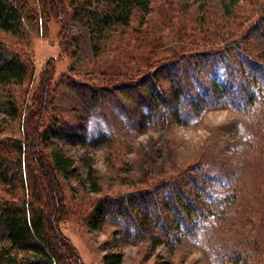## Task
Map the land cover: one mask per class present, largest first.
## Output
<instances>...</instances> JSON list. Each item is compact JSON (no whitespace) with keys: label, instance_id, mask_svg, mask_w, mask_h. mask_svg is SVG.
I'll return each instance as SVG.
<instances>
[{"label":"rangeland","instance_id":"obj_1","mask_svg":"<svg viewBox=\"0 0 264 264\" xmlns=\"http://www.w3.org/2000/svg\"><path fill=\"white\" fill-rule=\"evenodd\" d=\"M27 2L25 38L15 47L33 75L0 89V141H24L26 110L42 93L51 62L52 129L41 148L71 160L72 171L56 175L63 198L58 228L82 264H103L112 252L121 264H264V92L248 80L258 102L244 112L213 107L204 97L214 81L242 75L250 55L264 52V31H251L264 0H155L145 26L133 22L104 34L97 54L75 17L78 0H64V54L60 23L39 17V0ZM174 54L195 59L192 86L201 107L183 106L178 117L161 107L148 111L128 92L91 104L67 84L137 82ZM127 195L131 204L94 228L96 204Z\"/></svg>","mask_w":264,"mask_h":264},{"label":"trees","instance_id":"obj_2","mask_svg":"<svg viewBox=\"0 0 264 264\" xmlns=\"http://www.w3.org/2000/svg\"><path fill=\"white\" fill-rule=\"evenodd\" d=\"M154 1L78 0L75 17L88 29L93 51L97 54L98 43L104 34L128 30L133 22L145 26ZM39 4L40 18H55L60 23L58 40L61 49L65 47L64 54L70 41L64 0H39ZM28 5L27 0H0V89L26 83L33 75L30 60L15 47L25 38ZM258 13L254 27L249 26L253 28L251 31L256 29V33L264 31V11ZM6 36L17 41V45L6 41ZM217 40L221 41L219 37ZM194 60L190 56L174 54L171 59L162 60L153 71L142 75L139 81H125L113 87L78 81L67 84L91 104H100L115 96L117 91L128 92L133 93L136 103L148 111L161 107L178 117L183 106L188 110L201 109L196 107L199 102L192 86L197 69ZM249 61L248 69H243L242 75L230 73L208 88L204 97L212 100L213 107L244 112L258 102L256 89L264 92V52L250 55ZM51 69V62L46 63L41 75L42 93L34 94L33 106L26 110L24 141L9 138L0 141V186L5 194L0 197V264H82L58 228L63 198L56 175L66 176L72 166L71 160L60 151L46 156L41 148L52 129L50 120L46 119ZM160 78L167 84L166 88L160 85ZM250 79L257 85L256 89H251L247 83ZM130 202V195L98 202L93 210L94 228L103 224L113 210L121 214L128 207L125 204ZM121 263L120 253L112 252L103 257V264Z\"/></svg>","mask_w":264,"mask_h":264}]
</instances>
